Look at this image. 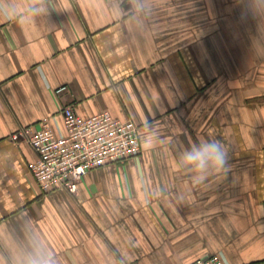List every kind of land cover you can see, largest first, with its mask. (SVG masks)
<instances>
[{
  "label": "crops",
  "instance_id": "obj_1",
  "mask_svg": "<svg viewBox=\"0 0 264 264\" xmlns=\"http://www.w3.org/2000/svg\"><path fill=\"white\" fill-rule=\"evenodd\" d=\"M67 105L134 119L142 152L42 192L10 135L65 134ZM212 142L223 167L184 163ZM214 252L264 264V0H0V264Z\"/></svg>",
  "mask_w": 264,
  "mask_h": 264
},
{
  "label": "built area",
  "instance_id": "obj_2",
  "mask_svg": "<svg viewBox=\"0 0 264 264\" xmlns=\"http://www.w3.org/2000/svg\"><path fill=\"white\" fill-rule=\"evenodd\" d=\"M62 114L65 134L56 132L45 118L39 125H22L10 135L13 142H25L33 149L35 157L28 168L42 192L64 189L76 195L88 172L123 163L142 152L139 124L132 118L123 120L109 111L83 117L71 105L63 107ZM190 264L226 263L214 252Z\"/></svg>",
  "mask_w": 264,
  "mask_h": 264
},
{
  "label": "clouds",
  "instance_id": "obj_3",
  "mask_svg": "<svg viewBox=\"0 0 264 264\" xmlns=\"http://www.w3.org/2000/svg\"><path fill=\"white\" fill-rule=\"evenodd\" d=\"M186 164L194 165L198 172L204 171L209 164L223 167L226 162L225 151L219 142L205 143L200 149L193 148L183 156ZM203 179V177H201Z\"/></svg>",
  "mask_w": 264,
  "mask_h": 264
}]
</instances>
